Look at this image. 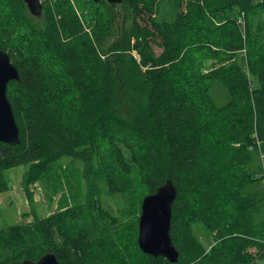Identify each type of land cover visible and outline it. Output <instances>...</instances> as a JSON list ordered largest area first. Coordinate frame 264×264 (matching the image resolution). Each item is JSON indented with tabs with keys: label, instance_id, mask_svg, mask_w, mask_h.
I'll return each instance as SVG.
<instances>
[{
	"label": "trees",
	"instance_id": "16d2710c",
	"mask_svg": "<svg viewBox=\"0 0 264 264\" xmlns=\"http://www.w3.org/2000/svg\"><path fill=\"white\" fill-rule=\"evenodd\" d=\"M41 4L34 17L0 0V48L19 74L7 86L19 143L0 142V193L26 165L32 203L28 185L62 157L83 161L87 190L1 228L0 264L49 251L60 264H264V0H122L129 29L102 46L116 4ZM168 178L175 263L137 243L141 200ZM103 193L118 196V214Z\"/></svg>",
	"mask_w": 264,
	"mask_h": 264
},
{
	"label": "rangeland",
	"instance_id": "374dc122",
	"mask_svg": "<svg viewBox=\"0 0 264 264\" xmlns=\"http://www.w3.org/2000/svg\"><path fill=\"white\" fill-rule=\"evenodd\" d=\"M113 12H117L118 21L112 26L110 32L102 38L103 43L109 41L117 34L127 31L130 26L128 11L120 4H116ZM156 53L159 48L154 47ZM225 89L216 86L215 95L219 101L224 97ZM259 170L264 177V155L257 154ZM26 165H19L7 171L9 190L0 193V229L12 225L31 223L34 218L49 215L58 209L71 206L74 203L83 202L86 196L87 182L84 172V163L71 157H62L57 160L52 171L43 178L37 179L28 185L32 195V203L26 197L22 175L27 170ZM264 179V178H263ZM103 204L113 213L118 214L121 206L120 199L116 195L103 193ZM194 234L205 244L212 242L211 235L205 233L200 225L193 226ZM2 236H6L5 233ZM1 251L6 248L1 247Z\"/></svg>",
	"mask_w": 264,
	"mask_h": 264
},
{
	"label": "water",
	"instance_id": "95a60500",
	"mask_svg": "<svg viewBox=\"0 0 264 264\" xmlns=\"http://www.w3.org/2000/svg\"><path fill=\"white\" fill-rule=\"evenodd\" d=\"M22 1L31 15L40 17L41 0ZM106 1L111 5L122 2V0ZM12 80H19L17 68L8 53L0 48V142L15 145L19 143V128L7 97V86ZM176 196L177 189L169 178L153 193L145 195L141 200L137 232V243L142 252L152 256H162L171 263L177 262L179 258V251L170 236L172 204ZM22 264H60V262L55 254L49 251L35 261L25 259Z\"/></svg>",
	"mask_w": 264,
	"mask_h": 264
},
{
	"label": "built area",
	"instance_id": "2783aa9c",
	"mask_svg": "<svg viewBox=\"0 0 264 264\" xmlns=\"http://www.w3.org/2000/svg\"><path fill=\"white\" fill-rule=\"evenodd\" d=\"M261 156H263V155H261Z\"/></svg>",
	"mask_w": 264,
	"mask_h": 264
}]
</instances>
